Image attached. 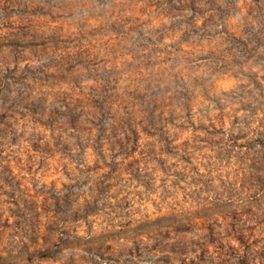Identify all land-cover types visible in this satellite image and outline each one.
I'll use <instances>...</instances> for the list:
<instances>
[{
	"label": "clouds",
	"instance_id": "9594fccd",
	"mask_svg": "<svg viewBox=\"0 0 264 264\" xmlns=\"http://www.w3.org/2000/svg\"><path fill=\"white\" fill-rule=\"evenodd\" d=\"M0 264H264V0L0 2Z\"/></svg>",
	"mask_w": 264,
	"mask_h": 264
},
{
	"label": "rangeland",
	"instance_id": "374dc122",
	"mask_svg": "<svg viewBox=\"0 0 264 264\" xmlns=\"http://www.w3.org/2000/svg\"><path fill=\"white\" fill-rule=\"evenodd\" d=\"M0 2H3V0H0Z\"/></svg>",
	"mask_w": 264,
	"mask_h": 264
}]
</instances>
